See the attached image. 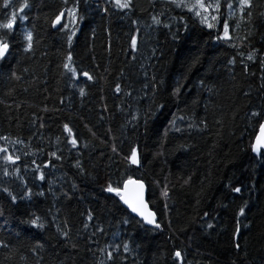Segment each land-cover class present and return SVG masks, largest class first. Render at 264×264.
<instances>
[{"label":"trees","instance_id":"obj_1","mask_svg":"<svg viewBox=\"0 0 264 264\" xmlns=\"http://www.w3.org/2000/svg\"><path fill=\"white\" fill-rule=\"evenodd\" d=\"M3 2L0 23L24 0H11L10 9ZM27 2L18 16L28 19L17 20L10 54L0 64V136L25 142L0 140L21 156L11 165L0 154V189L17 196L14 204L0 190V241L8 244L0 248V264H177L176 250L184 264H264V158L252 151L264 121V0H253L250 19L241 21L237 11L228 20L231 40L217 39L229 0H219L220 20H209L212 29L169 0H133L131 11L107 0ZM74 2L82 20L69 48V33L52 22ZM231 2L235 7L238 0ZM25 29L33 33L32 52L24 51ZM69 52L78 72L88 71L93 81L64 74ZM65 123L79 137V149L66 143ZM133 147L139 167L124 158ZM54 151L61 160L50 157ZM33 160L44 181L36 178ZM128 176L147 185L162 229L147 227L105 191ZM25 185L33 195L21 199ZM33 214L43 230L27 223Z\"/></svg>","mask_w":264,"mask_h":264},{"label":"snow or ice","instance_id":"obj_2","mask_svg":"<svg viewBox=\"0 0 264 264\" xmlns=\"http://www.w3.org/2000/svg\"><path fill=\"white\" fill-rule=\"evenodd\" d=\"M109 4H111L115 9L119 11H131L133 8V0H107ZM169 2L174 5L177 8H182L187 10L188 12L192 13L194 17L199 18L200 23L204 24L207 28L212 29L215 25L213 23H210L211 21H219L220 20V9L221 4L219 0H209L208 3L205 2V0H169ZM69 0H63L64 5H68ZM11 0H4L2 7L4 9H10ZM29 7V4L27 0H24L22 4H20L18 8L19 13H24L25 9ZM225 8L227 10L224 21L222 23V36H218L217 39H224V40H231L232 37L229 34V23L228 20L233 18L236 15V12H239V18L241 21L245 20V17L247 16L248 19L252 16L251 9L253 8V0H238V3L234 7L233 2L229 0L225 4ZM105 13L108 12V8L103 9ZM247 10V12H246ZM15 8H11L10 13L7 15V19L0 23V64H3L6 62L9 54L10 49L12 47V43L9 40V37L12 36L15 33L17 20L20 21H26L28 19L27 15H19ZM78 3L74 2L71 7H65L64 10L60 11L54 18L52 22V27L60 26L62 30L65 32H68L67 35V44L68 47H72V41L74 36L77 32V25L82 20V17L78 14ZM65 18H67L68 23H62ZM152 21L155 25L159 26L161 25V20L157 18L156 16L152 17ZM71 25V27H69ZM164 27H170L168 24H164ZM239 27V25H236ZM23 41H24V51L25 52H32L33 51V33L28 30H24L23 32ZM130 46L133 51L137 50V37L133 36L130 41ZM255 57V52H250L247 55V60L253 61ZM234 63V61H233ZM64 69V74L68 75L70 80H78L81 76L86 78L88 81H93L94 77L92 74H90L88 71L78 72L77 68L74 66L73 62V56L69 52L65 58V62L62 65ZM13 78L19 79L15 72L12 74ZM115 91L119 93L121 91V88L119 85L115 87ZM180 87L177 86L176 89H174V94H179ZM79 94L81 97L85 95V90L83 87L79 89ZM126 95H130V93H126ZM159 107H163V105H159ZM252 116L256 117L260 114L258 112H252ZM133 120L139 119L138 115H134L132 117ZM180 119H183L181 117ZM40 127H43V124L40 125ZM87 127V125H85ZM89 132H92V130L89 128ZM179 130V129H177ZM63 131L67 134L66 136V143L71 146L72 149H79L80 142L79 137L75 133L72 127L68 123H65L63 125ZM92 135L95 136V133L92 132ZM59 140V138H57ZM0 140H3L5 142H9L11 144H24L25 142L23 140H14L9 141L8 136H0ZM85 148L88 147L87 144L83 145ZM112 151L115 153L117 152V148L115 145L112 146ZM252 151L259 157L264 158V123H261L259 126V135L256 136L255 142L252 144ZM0 154H3V161L5 164H11V165H17L18 161H20L21 156L20 155H14L12 152L9 151V148L7 146H0ZM32 155H35V153H31ZM24 155H29V153H24ZM50 157H54L56 160H61L62 157L60 155H57V153L51 152L49 153ZM125 160H127L131 165H135L136 167L140 166V159H139V153L138 149L136 147H133L131 150L130 155H127L124 157ZM32 164H35V171L38 173L37 179L40 181L45 180L44 172L41 170V165L36 164V161L33 160ZM49 166L48 163L43 164L44 168H47ZM75 167L78 169H82L81 162L79 160L76 161ZM20 168L14 167L13 173L19 174ZM3 175L5 177L9 176V170L7 167L4 168ZM3 192L7 193L8 197L11 199L12 203L17 202V196L10 191L7 187L0 189ZM105 191L108 193L114 194L115 197L119 198V201L123 203L124 206H126L127 210L131 214H134V217H139L140 221H142L144 224L151 225L154 229H162V226L159 222H157V216L156 212L150 209L149 203L145 199V183L139 179H134L131 176H128L125 178L121 184L113 185L112 183H108L105 187ZM236 193H240L241 189L239 187H236L233 189ZM33 195L31 188H28L25 185V191L24 194L21 196V199L30 198ZM38 195H43V193H38ZM162 195L167 198L168 197V191L165 188L162 192ZM167 207V205H165ZM244 208H241L239 210V215L244 216ZM88 221L92 220V215L89 214L87 217ZM28 224H30L31 227L43 230L45 227V223L42 221L41 217L38 215L33 214L32 217L27 221ZM124 223H128V220L125 219ZM88 225L85 224V228H87ZM208 227L211 228L212 225L208 224ZM57 231H60L59 227H57ZM99 231H103V229H99ZM239 228L236 229V234L238 235ZM61 235L67 239L68 238V232L63 231L61 232ZM8 244L0 241V248H7ZM36 247H41L40 245H37ZM121 247L120 244H116L115 248L119 250ZM239 244H236V248L239 249ZM123 250L125 253L130 252V246L128 243L123 244ZM108 258L112 259V252L107 253ZM175 261H177V264H184V257L181 253V251L176 250L173 254Z\"/></svg>","mask_w":264,"mask_h":264},{"label":"water","instance_id":"obj_3","mask_svg":"<svg viewBox=\"0 0 264 264\" xmlns=\"http://www.w3.org/2000/svg\"><path fill=\"white\" fill-rule=\"evenodd\" d=\"M57 27H59V26H57ZM263 123H264V121H263ZM257 135H259V132H258V134ZM255 142V141H254ZM254 153V152H253ZM254 155H256L255 153H254ZM257 156V155H256ZM145 188H146V191H145V199H146V201L148 202V200H147V197H148V188H147V185L145 184ZM121 202V201H120ZM121 204L123 205V203L121 202ZM124 206V205H123ZM125 208H126V206H124ZM149 207H150V205H149ZM127 209V208H126ZM150 209H151V207H150ZM129 211V210H128ZM133 216H134V214H132ZM156 216H157V214H156ZM136 218H138L139 219V217H136ZM157 221H158V217H157ZM147 227H149V228H153L151 225H147V224H145Z\"/></svg>","mask_w":264,"mask_h":264},{"label":"bare ground","instance_id":"obj_4","mask_svg":"<svg viewBox=\"0 0 264 264\" xmlns=\"http://www.w3.org/2000/svg\"><path fill=\"white\" fill-rule=\"evenodd\" d=\"M256 156V155H255Z\"/></svg>","mask_w":264,"mask_h":264}]
</instances>
